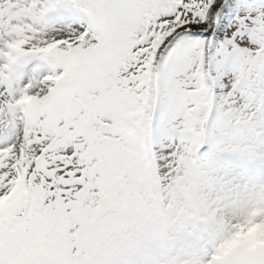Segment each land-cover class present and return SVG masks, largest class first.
<instances>
[{"label":"snow or ice","instance_id":"snow-or-ice-1","mask_svg":"<svg viewBox=\"0 0 264 264\" xmlns=\"http://www.w3.org/2000/svg\"><path fill=\"white\" fill-rule=\"evenodd\" d=\"M0 264H264V0H0Z\"/></svg>","mask_w":264,"mask_h":264}]
</instances>
